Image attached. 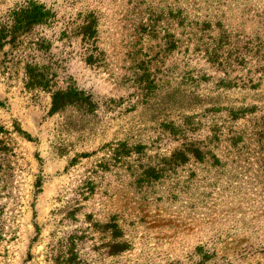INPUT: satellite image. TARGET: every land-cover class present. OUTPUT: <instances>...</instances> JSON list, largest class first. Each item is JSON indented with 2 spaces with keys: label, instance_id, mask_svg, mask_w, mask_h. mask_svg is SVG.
<instances>
[{
  "label": "rangeland",
  "instance_id": "obj_1",
  "mask_svg": "<svg viewBox=\"0 0 264 264\" xmlns=\"http://www.w3.org/2000/svg\"><path fill=\"white\" fill-rule=\"evenodd\" d=\"M33 1L0 48V264H264V0Z\"/></svg>",
  "mask_w": 264,
  "mask_h": 264
},
{
  "label": "trees",
  "instance_id": "obj_2",
  "mask_svg": "<svg viewBox=\"0 0 264 264\" xmlns=\"http://www.w3.org/2000/svg\"><path fill=\"white\" fill-rule=\"evenodd\" d=\"M52 12L50 9L46 8V6L42 3H37L36 1L29 0L28 4L24 7H19L18 9L15 10V16L12 19V24L9 26L6 25L5 28H0V48L4 45L6 42L5 38L7 36V33L13 34L15 31H27L31 29L35 25L39 24H46L48 23L49 19L52 17ZM87 23L81 27L82 30V35L86 38V40H90L95 36L96 30H95V25H96V20L93 14L87 15ZM142 77L148 78L149 75L145 74L143 72ZM154 81V80H153ZM152 83L150 81L147 86H144L145 81H143V85L140 82V86L142 90H145L149 88L148 86ZM158 86V85H157ZM154 86V87H157ZM70 92H73V96H77L79 98H84L86 97L83 95V92H78L76 90H71ZM148 92V91H147ZM151 92V91H149ZM167 94V90H165ZM170 93V92H169ZM165 94V95H166ZM147 96V94H144ZM143 96V95H142ZM171 100H175V97L169 98ZM199 99V100H198ZM188 101H190V98H188ZM192 102H189L190 105L195 104L197 102L202 103L201 99L198 98L197 96L191 100ZM159 103V102H158ZM167 106L163 108H168V110H177V109H184L188 107L187 104H178V103H169L166 104ZM181 107V108H180ZM162 108V110H163ZM177 108V109H176ZM231 112V111H230ZM229 118H237V115L234 113H229ZM170 128L169 133H176L177 131H180L179 133L183 132L185 130V127L182 125V127L178 126L179 124H174L173 122H170L168 124ZM113 147V146H112ZM115 148H112L111 153H115V151H123L122 155L124 157L132 156L133 153H141L143 150V146L141 145H136L134 148L130 145H128L126 142H120L118 146H114ZM144 154V153H143ZM191 155L194 157V159L198 161H203L205 157L209 155V150L204 148V147H199L196 144H188L186 147H183L178 150H174L172 153L169 154L168 158H165V162L169 161V163L173 164L172 166L175 167L174 165H180L182 163H185L186 160L188 161V156ZM163 169L162 168H157L156 166H147L141 170L139 173V177L142 178L143 181L146 180H156L159 179L163 174H162ZM113 228H117V225H113ZM112 248H117L116 251H121L122 249L127 248L126 244H113L111 246Z\"/></svg>",
  "mask_w": 264,
  "mask_h": 264
}]
</instances>
